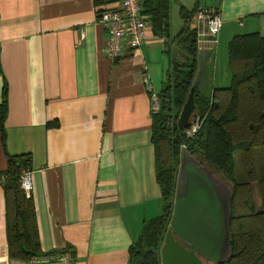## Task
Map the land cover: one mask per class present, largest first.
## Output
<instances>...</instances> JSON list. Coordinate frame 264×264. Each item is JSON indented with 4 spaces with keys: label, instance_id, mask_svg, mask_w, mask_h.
I'll use <instances>...</instances> for the list:
<instances>
[{
    "label": "crops",
    "instance_id": "1",
    "mask_svg": "<svg viewBox=\"0 0 264 264\" xmlns=\"http://www.w3.org/2000/svg\"><path fill=\"white\" fill-rule=\"evenodd\" d=\"M117 3L0 0V102L4 81L8 96L5 148L0 138V264H29L8 257L5 151L31 158L38 264H57L64 250L74 264H130L144 222L162 213L151 103L170 68L167 39L154 34L148 18L138 50L110 61L98 12ZM202 5L217 8L223 20L218 43L212 47L207 35L200 45L208 53L196 84L210 97L231 84L232 37L264 34V0ZM183 23L172 26L173 35ZM194 24L206 31L199 16Z\"/></svg>",
    "mask_w": 264,
    "mask_h": 264
},
{
    "label": "trees",
    "instance_id": "2",
    "mask_svg": "<svg viewBox=\"0 0 264 264\" xmlns=\"http://www.w3.org/2000/svg\"><path fill=\"white\" fill-rule=\"evenodd\" d=\"M141 5L154 34L167 39L170 68L157 94L159 110L152 114V142L163 210L144 222L141 234L130 247V264H162L161 248L174 211L183 149L214 169L217 177L224 175L233 184L229 219L231 253L218 264H264V177H259L255 156V148L264 146V34L254 32L232 37L228 44L231 84L215 88L212 96L205 97L194 84L201 45L200 30L194 24L200 11L199 2L192 9L180 7L184 23L175 35L172 34L171 0H141ZM192 89L196 103L192 118L199 116L201 126L189 136L186 130L190 126L180 128L178 120ZM7 101L4 81L0 102L3 148ZM238 151L244 153L248 172V179L243 182L235 177ZM5 153L7 166L1 172V182L8 257L29 262L33 257L42 256L34 203L20 184V174L30 168L31 158L29 154ZM254 183L258 184L259 201Z\"/></svg>",
    "mask_w": 264,
    "mask_h": 264
},
{
    "label": "water",
    "instance_id": "3",
    "mask_svg": "<svg viewBox=\"0 0 264 264\" xmlns=\"http://www.w3.org/2000/svg\"><path fill=\"white\" fill-rule=\"evenodd\" d=\"M207 53L199 51L194 84ZM195 111L192 89L180 113L178 126L189 127ZM180 159L174 211L161 248L162 264L222 263L231 253L229 219L233 184L224 175L218 178L214 169L186 149L182 150Z\"/></svg>",
    "mask_w": 264,
    "mask_h": 264
},
{
    "label": "built area",
    "instance_id": "4",
    "mask_svg": "<svg viewBox=\"0 0 264 264\" xmlns=\"http://www.w3.org/2000/svg\"><path fill=\"white\" fill-rule=\"evenodd\" d=\"M100 22L107 32L105 55L110 61H117L128 53H133L142 45L148 36V17L142 12L141 0H118L117 5L98 12ZM198 16L206 19V31L200 33L203 37H210L212 47L217 43V36L222 27V16L217 8H200ZM151 113H157L160 107L159 98L153 95ZM201 126V118L191 119V125L186 130L187 135H194ZM186 148V145H184ZM20 184L24 192L29 195L32 189L31 169H23L20 174ZM29 264H38V257L30 259ZM57 264H74L68 250L62 251L57 258Z\"/></svg>",
    "mask_w": 264,
    "mask_h": 264
},
{
    "label": "rangeland",
    "instance_id": "5",
    "mask_svg": "<svg viewBox=\"0 0 264 264\" xmlns=\"http://www.w3.org/2000/svg\"><path fill=\"white\" fill-rule=\"evenodd\" d=\"M197 1H199L201 4H207V3H211V0H173L172 1V10H171V24L173 26V28H175L176 23H180L183 19L180 16L179 13V9L181 7L182 4L184 5H188L186 7L188 8H192L195 6V4L197 3ZM202 5V6H203ZM177 8L178 10V14L175 11V9ZM203 8H207V7H203ZM203 22H206V19H202ZM192 119V118H191ZM255 156H256V162H257V166H258V173H259V177H264V146H260L255 148ZM235 177L239 182H243L246 181L248 179V172H247V167H246V163H245V157H244V153L243 151H238L235 154ZM258 184L254 183V193L256 196V200L259 201V196L257 194V190H256V186Z\"/></svg>",
    "mask_w": 264,
    "mask_h": 264
},
{
    "label": "flooded vegetation",
    "instance_id": "6",
    "mask_svg": "<svg viewBox=\"0 0 264 264\" xmlns=\"http://www.w3.org/2000/svg\"><path fill=\"white\" fill-rule=\"evenodd\" d=\"M205 258L203 257V260H204ZM204 261H206V260H204ZM207 264H216L215 262H207Z\"/></svg>",
    "mask_w": 264,
    "mask_h": 264
}]
</instances>
